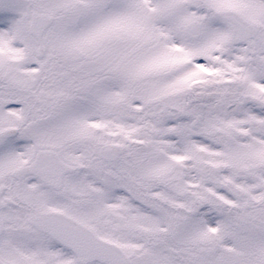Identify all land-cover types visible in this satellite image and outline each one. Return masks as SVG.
<instances>
[{
  "label": "snow or ice",
  "instance_id": "1",
  "mask_svg": "<svg viewBox=\"0 0 264 264\" xmlns=\"http://www.w3.org/2000/svg\"><path fill=\"white\" fill-rule=\"evenodd\" d=\"M0 264H264V0H0Z\"/></svg>",
  "mask_w": 264,
  "mask_h": 264
}]
</instances>
